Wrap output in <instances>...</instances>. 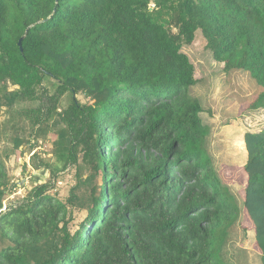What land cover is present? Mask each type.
Masks as SVG:
<instances>
[{"label":"trees","instance_id":"obj_1","mask_svg":"<svg viewBox=\"0 0 264 264\" xmlns=\"http://www.w3.org/2000/svg\"><path fill=\"white\" fill-rule=\"evenodd\" d=\"M197 33L222 72L255 83L242 111L263 110L264 0H0V141L19 159L29 125L27 142L42 138L55 162L34 168L75 179L64 201L49 183L3 211L16 185L0 154V264H231L242 209L264 264V125L230 140L228 160L247 153L236 197L181 51Z\"/></svg>","mask_w":264,"mask_h":264},{"label":"rangeland","instance_id":"obj_2","mask_svg":"<svg viewBox=\"0 0 264 264\" xmlns=\"http://www.w3.org/2000/svg\"><path fill=\"white\" fill-rule=\"evenodd\" d=\"M183 53L190 56V60L195 67V78L199 81L192 87V94L198 98L203 106V113L200 114L204 124L211 130L210 153L214 159L217 172L226 183L231 192L237 197L242 195V189L246 184V176L242 172V156H237L233 161L228 160L232 154V144L230 140L238 137L247 131L261 129L264 125V109L256 111H242L244 105L255 96L257 88L246 72L223 73L216 64L209 51L205 50V40L197 33L196 39L190 46H183ZM44 86L50 95L55 94L56 87L51 81H45ZM82 104L91 103L82 94L76 96ZM69 97L62 98L59 108L65 109L69 105ZM40 104L38 102H25L18 104L19 109H33ZM1 114V121L6 120V115ZM30 126H26V133L22 134L25 144L21 147L22 155L11 156V143L0 141V154L9 171V182L16 185L11 188L4 201V208L13 201L24 198L35 186L52 184L48 187L51 195L65 200L69 189L74 185V172H69L59 179H51L50 174L45 169L36 170L35 161L39 160L49 165H54L53 157L48 152L49 146L42 149L43 139L39 138L32 143L27 142L32 136ZM29 131V132H28ZM37 144V145H36ZM36 146V147H35ZM41 148V149H40ZM39 153V159L35 158V153ZM233 157L234 154L232 155ZM100 184V182H99ZM85 213H76L73 228L78 230L79 223H83L86 218ZM245 230L247 233H245ZM253 230L249 225L246 215L243 213L238 224L230 230L227 244L224 248V257L231 264H260L258 255L253 251L251 237Z\"/></svg>","mask_w":264,"mask_h":264},{"label":"crops","instance_id":"obj_3","mask_svg":"<svg viewBox=\"0 0 264 264\" xmlns=\"http://www.w3.org/2000/svg\"><path fill=\"white\" fill-rule=\"evenodd\" d=\"M244 135V134H243ZM242 142H243V139H242ZM236 158V156L235 157H233L232 158V160H234ZM246 160H247V155H246V153H245V155L244 156H242V161H241V166H243L245 163H246Z\"/></svg>","mask_w":264,"mask_h":264},{"label":"clouds","instance_id":"obj_4","mask_svg":"<svg viewBox=\"0 0 264 264\" xmlns=\"http://www.w3.org/2000/svg\"><path fill=\"white\" fill-rule=\"evenodd\" d=\"M188 57L190 58V56L188 55ZM224 73V72H223ZM248 132V131H247ZM245 134V133H244ZM243 140H244V135H243ZM243 143H244V141H243ZM246 150V149H245ZM246 155H247V153H246ZM3 205H4V203H3ZM7 208V207H6ZM6 208H4V206H3V211H5L6 210Z\"/></svg>","mask_w":264,"mask_h":264},{"label":"water","instance_id":"obj_5","mask_svg":"<svg viewBox=\"0 0 264 264\" xmlns=\"http://www.w3.org/2000/svg\"><path fill=\"white\" fill-rule=\"evenodd\" d=\"M24 39V36L20 38L19 42H18V45L21 46V42L22 40Z\"/></svg>","mask_w":264,"mask_h":264}]
</instances>
